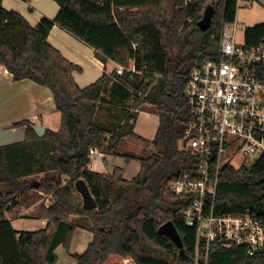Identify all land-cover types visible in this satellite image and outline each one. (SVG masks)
Masks as SVG:
<instances>
[{
	"label": "trees",
	"instance_id": "1",
	"mask_svg": "<svg viewBox=\"0 0 264 264\" xmlns=\"http://www.w3.org/2000/svg\"><path fill=\"white\" fill-rule=\"evenodd\" d=\"M53 1L59 6L55 17L43 16L33 26L0 0V64L14 80L30 78L48 87L60 112L58 130L46 129L39 136L33 123L22 119L13 124L26 126L24 139L0 145V264H57L55 248L62 245L69 253L78 228L90 231L92 240L82 253H69L75 264H264V249L249 252L244 244L212 247L195 263L196 229L185 224L181 213L190 198L169 188L192 161L178 148L186 116L184 77L196 56L217 48L223 25L235 20L237 0H174L170 22L165 20L166 0ZM209 3H214L211 23L202 30L197 22ZM54 24L89 45L101 62L133 61L136 72H104L79 87L72 72L80 66L48 42ZM164 28L176 48L174 57L164 41ZM243 33L244 43L255 45L264 40V23L245 27ZM110 80V98L117 94L119 100L129 99L133 92V108L144 104L158 113L152 148L144 155L119 152L125 136L140 137L133 131L136 112L118 128L96 122ZM90 148L120 155L126 162L135 159L139 172L126 180L121 167L107 173L89 170ZM33 180L38 181L36 189L52 194L53 202L39 207L38 217L47 220L43 228L18 231L11 224L19 215L14 208ZM78 180L86 185L94 207L83 205ZM247 210L264 217V153L239 167L226 164L219 174L214 213ZM168 220L179 233L182 254L158 232Z\"/></svg>",
	"mask_w": 264,
	"mask_h": 264
},
{
	"label": "built area",
	"instance_id": "2",
	"mask_svg": "<svg viewBox=\"0 0 264 264\" xmlns=\"http://www.w3.org/2000/svg\"><path fill=\"white\" fill-rule=\"evenodd\" d=\"M241 1L237 0V7ZM236 30L235 21L224 24L217 48L196 56L184 77L186 116L178 148L192 161L169 188L190 198L181 213L185 224L196 229L195 263L216 246L244 244L249 252L264 249V217L248 210L219 215L213 211L223 166L239 167L264 153V40L251 46L237 43ZM125 70L136 72L133 61L117 63L118 74ZM95 152L89 149L90 154Z\"/></svg>",
	"mask_w": 264,
	"mask_h": 264
},
{
	"label": "crops",
	"instance_id": "3",
	"mask_svg": "<svg viewBox=\"0 0 264 264\" xmlns=\"http://www.w3.org/2000/svg\"><path fill=\"white\" fill-rule=\"evenodd\" d=\"M2 4L8 10L13 9L19 12L33 26L39 23L43 16L50 19L54 18L59 10V6L53 0H2ZM240 7L253 9L250 18L252 22H249L245 27L264 23V0H250L249 5H245L242 0L238 4L237 9ZM234 21L237 24L236 15ZM47 39L68 61L80 66L81 70L73 71L72 76L76 84L81 88L95 82L104 72L109 74L116 69V62L112 60H108L106 63L101 62L94 55V50L89 45L57 24L52 26ZM113 86V80L107 82L104 94L106 100L101 101L100 104L122 103L123 105H128V99L119 100L117 94H115L116 97L110 98L109 92L113 89ZM145 108L151 111L143 113V109L139 107L135 109L130 106L126 107V110L122 108L103 109L105 115H99V111L102 109H98L95 119L102 127L114 129L118 128L126 118H129L132 112H136L133 131L137 134L139 120L145 114L144 118L147 117L153 123L152 132L150 127L144 124L141 128V133L143 134H137L140 137L127 135L123 144L120 145L122 147L126 143L129 144L135 150L130 151V149L128 153L132 152L131 154L135 156H141L139 153H147L151 150V141L159 124L157 111L146 107V105ZM106 114L109 115V118H106ZM101 117L104 119H101ZM22 119H28L33 124L41 125L45 130H58L60 112L56 108L54 94L48 87L40 85L30 78L14 80L6 67L0 64V145L24 139L26 126L13 124ZM113 157L115 155L105 154L96 149L95 153H89L90 160L87 168L92 171L107 173L111 172L115 167H121L123 169V178L126 180H130L139 172L140 164L137 160L132 159L126 162L122 156H120L121 159L119 160ZM41 176L42 174H39V177ZM33 192L42 197H34L32 195ZM46 196L50 197L51 194H44L42 190L36 189V186H28L18 196V199H21V204L15 207L14 210L19 215L11 219L12 226L18 231L43 228L47 220L38 217V211L41 205L45 206L51 201L50 198H45ZM10 216L8 214L7 217L10 218ZM91 240L92 233L90 231L78 228L70 240L69 253H82ZM55 252L58 257L57 264H75L74 258L69 255L62 245H58L55 248ZM60 260H62L61 263Z\"/></svg>",
	"mask_w": 264,
	"mask_h": 264
},
{
	"label": "rangeland",
	"instance_id": "4",
	"mask_svg": "<svg viewBox=\"0 0 264 264\" xmlns=\"http://www.w3.org/2000/svg\"><path fill=\"white\" fill-rule=\"evenodd\" d=\"M173 6H174V0H166L165 2V20L166 22H170V19H171V15H172V10H173ZM252 12H253V9L252 8H244V7H240L239 9H237V13H236V21H237V30L235 32V41L237 43H243L244 42V27L247 26L249 24V22H252L251 21V15H252ZM164 41L166 43V46L169 50V53L172 57H174L177 52H176V48L173 46L172 42L168 39V36H167V32H166V29L164 28ZM146 82V81H145ZM132 93V96L131 98L128 99V105H123L122 103H111L112 105H109L107 103L105 104H100L98 109H125L126 107H133L134 104H133V100H134V94L133 92ZM109 97V96H108ZM139 108L143 109V113L144 112H147V111H151L149 110L148 108H145V105H140L138 106ZM137 107V108H138ZM146 107H150L152 109H155L154 107L152 106H149V105H146ZM136 109V108H135ZM100 110L99 111V115H105V112L104 110L102 111ZM126 110V109H125ZM185 109L183 110L182 109V115H185ZM145 115V114H144ZM144 115L142 116V118H140V123L138 124V130L136 132H138L137 134H143L141 133V128L142 126L145 124V126L147 127H150L151 129V132H152V127H153V123L152 121L148 120L147 117L144 118ZM106 118H109V115L106 114ZM101 119H104L101 117ZM147 124V125H146ZM149 125V126H148ZM4 142H8V141H4ZM123 144V142L121 143ZM131 149V150H130ZM130 151H133L135 150L134 148H131V146L129 144H124L122 147L119 148V152L120 153H128ZM146 151V150H145ZM151 151V150H150ZM149 152V151H148ZM132 153V152H130ZM144 153H139V155H144ZM113 158H117V160L121 159V157L119 156H115ZM40 177L39 175L36 176V180H38ZM35 181H30V183L28 184V186H35L34 185ZM78 193V192H77ZM48 194H51V193H48ZM34 197H42L41 195H38L36 192H33L32 194ZM45 198H50V202L48 203V205H50L52 202H53V196L51 194L50 197L46 196ZM40 205V204H39ZM46 206V205H45ZM62 262V260H60V263Z\"/></svg>",
	"mask_w": 264,
	"mask_h": 264
},
{
	"label": "water",
	"instance_id": "5",
	"mask_svg": "<svg viewBox=\"0 0 264 264\" xmlns=\"http://www.w3.org/2000/svg\"><path fill=\"white\" fill-rule=\"evenodd\" d=\"M213 11H214V3H209L204 9L201 18L197 22V25L200 29L206 30L209 27L211 23V17H212ZM33 128L39 136H41L45 131L44 127H42L41 125L33 124ZM34 185L38 187V181L35 180ZM76 189L82 195L83 205L85 207L95 206V201L91 197L86 185L84 184L82 180L76 181ZM158 232L168 237L172 241V243L179 249L180 253L181 254L183 253L181 238L179 236V233L176 227L174 226L171 220H168L162 223L158 227Z\"/></svg>",
	"mask_w": 264,
	"mask_h": 264
}]
</instances>
